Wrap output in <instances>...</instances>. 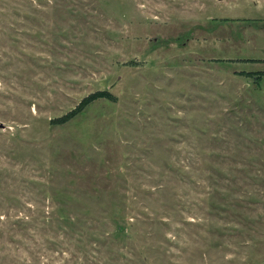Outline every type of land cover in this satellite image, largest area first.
<instances>
[{"label":"rangeland","instance_id":"374dc122","mask_svg":"<svg viewBox=\"0 0 264 264\" xmlns=\"http://www.w3.org/2000/svg\"><path fill=\"white\" fill-rule=\"evenodd\" d=\"M0 264H264V0H0Z\"/></svg>","mask_w":264,"mask_h":264},{"label":"trees","instance_id":"16d2710c","mask_svg":"<svg viewBox=\"0 0 264 264\" xmlns=\"http://www.w3.org/2000/svg\"><path fill=\"white\" fill-rule=\"evenodd\" d=\"M100 96L110 97V94L107 91H98V92H94V93L90 94L87 99L88 100H92V99H94L96 97H100Z\"/></svg>","mask_w":264,"mask_h":264}]
</instances>
